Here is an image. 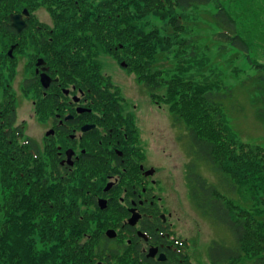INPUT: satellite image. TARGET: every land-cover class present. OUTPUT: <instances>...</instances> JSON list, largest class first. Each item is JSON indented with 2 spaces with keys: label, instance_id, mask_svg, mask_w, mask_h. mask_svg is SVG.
Masks as SVG:
<instances>
[{
  "label": "trees",
  "instance_id": "obj_1",
  "mask_svg": "<svg viewBox=\"0 0 264 264\" xmlns=\"http://www.w3.org/2000/svg\"><path fill=\"white\" fill-rule=\"evenodd\" d=\"M20 2V8L26 6L30 10L46 4L51 13L54 27L47 26L51 32L45 34L44 25L37 28L39 23L36 21L30 28L34 35L32 41L42 49L41 52H45L48 65L51 69L56 68L59 74V82L52 85L58 90L49 89L44 97L45 89L40 83L27 79L26 94L32 93L40 98L56 93L62 95L61 86L76 83L78 88L92 96L113 98L108 85L104 90L101 87L105 81L99 74L95 57L101 48L109 52L120 50L128 59V66L152 91L153 98L170 102L172 110L187 124L195 155L208 163L212 170L223 174L226 186L232 183L234 188L250 191L255 203L264 201V197H258L259 191L264 189V162L258 160V157L264 158V147L255 145L252 154L247 146L250 144L240 145L230 138L220 111V102L228 96L227 90H214V84L209 83L208 78L205 79L207 83L199 84L193 76H182L192 68L193 52L188 61L186 56L182 59L180 74L175 76H164L168 73L155 70L153 65L157 54L168 51L174 43L182 46V55L186 47L191 46L189 40L181 36L189 29L183 13L197 6L213 5L216 9L211 18L218 29L214 37L219 51L234 49L246 56L259 72L257 90L262 98L259 95L257 101L263 102L264 64L252 60L249 40L240 31L237 17L222 0H100L98 4L96 0ZM148 16L161 21V26H153L151 32H146L141 21ZM7 30L16 31L11 23ZM10 40L19 43V47L25 41L19 36H12ZM21 48L25 50L24 45ZM237 52L232 54V59H237ZM160 89H164L163 94L156 93ZM5 92L6 97L0 98V264H110V259L118 257V252L110 253L108 242L99 247L91 240L87 231L93 218L86 211L82 212L79 201V197H83V203H93L85 185L90 182L87 174L95 173L96 169H78L74 180L80 185L71 184V179L65 175L54 180L43 178V174H49L48 164L41 162L36 142L26 138L22 140V146L17 145L23 137L24 126L17 124L16 100L7 85ZM258 114L264 121V108ZM237 150L243 152L239 154ZM9 151L14 153L9 155ZM53 164L57 166H54L53 173L59 177L60 166L55 161ZM190 180L198 207L225 225L234 238L232 245L218 241L210 245L208 257L211 264H239L244 259H252V264H264L262 219L250 222L248 211L239 210V206L227 200L217 186L209 183L193 166ZM3 210L10 216L1 222ZM86 236L88 238L81 241ZM132 252V245L125 248L122 259L125 263L162 264L147 262V259L142 262L136 256L132 259ZM184 264L193 263L188 257Z\"/></svg>",
  "mask_w": 264,
  "mask_h": 264
},
{
  "label": "rangeland",
  "instance_id": "obj_2",
  "mask_svg": "<svg viewBox=\"0 0 264 264\" xmlns=\"http://www.w3.org/2000/svg\"><path fill=\"white\" fill-rule=\"evenodd\" d=\"M39 1L43 3V0ZM99 1L96 0V4ZM222 2L237 17L240 31L249 40L252 60L264 64V0H222ZM42 3L39 2L38 4ZM21 4L20 0H15L10 3V9H18L22 6ZM45 5H37L36 8L31 9L38 16L36 23L42 22L48 27H54L51 13ZM215 9V6L211 5L197 6L185 11L183 14L188 19L186 22L189 29L187 34L181 36L189 40L191 46L186 47L183 55L180 53L182 46L177 43H174L168 51L159 52L153 62L154 69L168 73L164 76L178 75L182 69L180 66L182 59L186 56L185 59L188 61L193 52L195 61H193L192 68L184 72L182 76L184 78L193 76L199 84L207 83L205 79L208 78V82L214 84V90H218V88L221 91L227 90L228 96L220 102L222 122L230 138H233L240 145L250 144L247 146L250 147L253 154L252 149L255 148V145L264 147V121L259 118L258 114L259 110L264 108V100L263 102L257 101L260 95L257 90V74L259 72L248 62L244 54L238 53L234 49L226 52L219 51V46L214 37V33L218 29H216L211 18ZM141 22L145 26L146 32H151L153 26L160 27L162 24L154 16H148ZM2 28L0 27V77L3 72L4 74L8 73L9 85L7 86L10 88L17 105V124L24 126L23 137L17 145L22 146L23 143L21 144V142L26 138L36 142L41 152V162L48 164L49 174H43V178L54 180L65 175L71 179V184L80 185V182L74 180L78 169L82 167L96 169V167L92 165L89 167L79 166L78 169H74L68 174L62 172L60 168L59 177L56 176L55 172L53 173L57 167L53 162L55 161L57 165L59 163L54 152L46 143L45 129L42 130L33 118V104L30 98H35V96L32 93H25V95L23 93L24 80L34 73L35 59L33 60L32 56H44L46 59L45 52H41L42 49L34 44L32 34L24 37L25 43H22L21 47L25 45L27 51H22L19 43L10 40L12 36H4L5 32ZM13 45L15 47L13 54L9 56V51ZM234 52H237V59L231 58L235 54ZM123 55L120 50L109 52L100 49L95 59L99 66V74L105 81L103 85L105 89L108 85L109 91L113 95L129 99L125 108L126 110H134L133 112L137 117L136 127L138 128L140 145L145 148L151 159L148 164L159 168V173L155 175V178L159 180V184L164 182L166 186L167 191L164 190L163 193L169 209L173 212V221L176 223L175 231L177 235L189 240L188 255L191 262L193 264H211L208 257L210 245L215 241L232 245L234 238L225 225L218 223L209 214H204L196 204L192 193L194 186L190 180L191 166L209 183L215 184L227 200L236 204L237 207L239 206V210L248 211L247 218L250 222H259L260 219L264 222L262 217L264 216V201L258 200L255 203L250 191L234 188L232 183L226 186L224 175L212 170L208 163L195 155L188 135L187 124L172 110L170 102L164 98H153L152 91L128 66L129 61ZM122 63H125L127 67L122 66ZM5 64L9 66L8 69L5 68ZM67 86L69 87L70 83ZM163 92L164 89H160L156 93L163 94ZM6 94L5 85L0 84V98H5ZM260 98H262L261 95ZM134 106L136 107L134 108ZM9 152V155L14 153L13 151ZM242 152L243 150H237L239 154ZM258 158L263 164L264 158ZM90 174H87L90 180L88 184L92 185L94 181L91 179H93L94 174L98 176V173H92V177ZM88 184L85 185L86 192L92 196V186L88 188ZM258 197H264V189L259 191ZM79 201L82 212L85 213L86 211L93 218L91 221L93 227L89 228L87 234L95 245L100 247L104 244L100 240V234L105 232L109 226L107 223L110 224L116 214L110 209L101 210L102 212L99 213L94 205L83 203V197H79ZM260 213L263 214L261 217L259 216ZM2 214L1 222H4L10 213L3 210ZM87 238L88 236L82 238L81 241H85ZM126 244L130 245L122 234L119 235L118 240L109 244L110 253L118 252V257L111 258L110 264H130L122 260L125 256V248L131 246H126ZM97 250H99L98 247ZM131 254H133L132 259L137 255L135 252ZM239 264H252V259H244Z\"/></svg>",
  "mask_w": 264,
  "mask_h": 264
},
{
  "label": "flooded vegetation",
  "instance_id": "obj_3",
  "mask_svg": "<svg viewBox=\"0 0 264 264\" xmlns=\"http://www.w3.org/2000/svg\"><path fill=\"white\" fill-rule=\"evenodd\" d=\"M24 9L29 12L28 15L23 14L26 26L22 31H17L12 26L16 31L11 33L7 30L9 23L12 25L11 14L23 13ZM37 20L38 16L28 7L11 10L10 0H0V26L3 27L5 37L10 35L24 38L30 35V25ZM44 24L40 22L37 28H42ZM44 28L45 34L52 31L47 29V25ZM43 57L32 56L35 59L34 73L24 80L23 85L27 79H33L43 87L41 74L43 71L47 72L53 80L48 88L43 87L46 89V97L49 89L58 90L52 85L59 82L55 80L59 78V74L56 68L51 69ZM40 58L46 61L45 65L37 66ZM43 67L47 69L44 70ZM5 68L8 69L9 66L5 64ZM0 78V84L9 85L8 73L3 72ZM101 87L105 89L104 85ZM60 89L64 94L30 98L33 104L32 115L37 125L42 130L45 129L46 143L54 152L62 172L68 174L79 166L96 167L95 173L98 176L94 174L91 179L94 182L88 185L93 190L92 205L99 213L110 209L116 214L110 224L107 223L109 226L105 232L100 234V240L103 243H114L122 234L142 262L147 259V262L184 264L186 258L190 259L189 240L177 235L175 231L173 212L163 193L164 190L167 191L166 186L164 182L159 184V180L155 178L159 168L148 164L151 159L140 145L137 117L134 110L125 108L129 99L119 98L117 95H113V98L92 96L75 83H70L69 87L61 86ZM23 93L25 95L24 89ZM101 200L106 201L105 209L101 207ZM133 215L138 216L135 225L129 222ZM109 229L117 232L115 238L107 235ZM151 248H157L153 257L148 256ZM162 254L165 255V260H160Z\"/></svg>",
  "mask_w": 264,
  "mask_h": 264
},
{
  "label": "water",
  "instance_id": "obj_4",
  "mask_svg": "<svg viewBox=\"0 0 264 264\" xmlns=\"http://www.w3.org/2000/svg\"><path fill=\"white\" fill-rule=\"evenodd\" d=\"M23 14L28 15L29 14L28 10L24 9L23 13H16V14L11 15L12 26L15 27L17 29V31H22L27 24L25 19L23 18ZM14 48L15 47L13 45L9 51V54L11 56L13 54ZM45 64H46V61L43 58L38 59L37 66H41V65H45ZM122 64H123V66L126 65L125 63H122ZM43 69L46 70L47 67H43ZM52 80L53 79L47 74V72L43 71V73L41 74V83H42L43 87L48 88L50 86ZM55 80L58 81L59 79L56 78ZM66 92H68V90H66ZM100 204H101L102 209L106 208V201L105 200H101ZM137 221H138V216H135V215H133L129 220V222L132 225H135L137 223ZM107 235L110 238H115L117 236V232L114 229H109L107 231ZM140 235H143V233L140 232ZM144 236H146V235H144ZM156 252H157V248H151L148 256L153 257L156 255ZM165 259H166L165 255L162 254L160 256V260H165Z\"/></svg>",
  "mask_w": 264,
  "mask_h": 264
}]
</instances>
